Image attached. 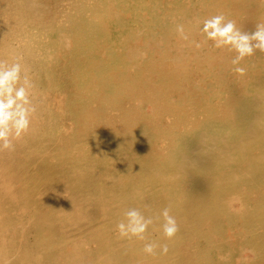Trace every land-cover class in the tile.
<instances>
[{"label": "bare ground", "instance_id": "6f19581e", "mask_svg": "<svg viewBox=\"0 0 264 264\" xmlns=\"http://www.w3.org/2000/svg\"><path fill=\"white\" fill-rule=\"evenodd\" d=\"M220 13L251 32L264 0H0V59L39 105L0 153V264H264V53L232 71L199 32ZM168 206L167 255L119 236Z\"/></svg>", "mask_w": 264, "mask_h": 264}, {"label": "clouds", "instance_id": "9594fccd", "mask_svg": "<svg viewBox=\"0 0 264 264\" xmlns=\"http://www.w3.org/2000/svg\"><path fill=\"white\" fill-rule=\"evenodd\" d=\"M179 38L199 49L202 44L191 41L184 24H176ZM199 32L205 42L211 41L217 49H226L235 53L230 64L232 71L243 76L247 72L241 62L256 54L264 53V22H258L254 31H242L233 19L223 13L210 16L202 21ZM35 82L23 63L22 56H15L11 62L0 59V153H14L16 144L31 130L33 119L38 113V103L34 102ZM162 236L166 242L148 241L147 233L151 225L161 220ZM116 230L122 239L133 238L145 242L142 252L146 256H164L169 252L167 241L174 239L180 231V225L171 214V206L165 207L159 215H145L139 208L130 207L123 211V219L116 224Z\"/></svg>", "mask_w": 264, "mask_h": 264}]
</instances>
